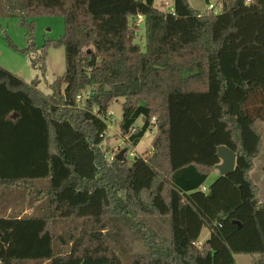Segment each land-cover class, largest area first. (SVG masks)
<instances>
[{"label": "trees", "instance_id": "16d2710c", "mask_svg": "<svg viewBox=\"0 0 264 264\" xmlns=\"http://www.w3.org/2000/svg\"><path fill=\"white\" fill-rule=\"evenodd\" d=\"M0 3L30 47L35 18L66 25L45 46L65 51L52 94L0 67V188L40 195L35 183H48L47 216L0 217V264H125V231L147 248L129 264H264V202L250 175L264 147V0H221L217 14L189 0L171 13L156 0ZM31 64L44 75L46 52ZM119 98L124 137L139 143L156 129L131 165L104 152ZM221 146L236 153L235 172L203 192Z\"/></svg>", "mask_w": 264, "mask_h": 264}, {"label": "rangeland", "instance_id": "374dc122", "mask_svg": "<svg viewBox=\"0 0 264 264\" xmlns=\"http://www.w3.org/2000/svg\"><path fill=\"white\" fill-rule=\"evenodd\" d=\"M190 6L205 14L209 12V6L216 7L214 13L221 8V0H189ZM156 7L162 12L171 13L173 9V0H156ZM139 21V31L136 43L140 45L141 49L145 51V26ZM35 29L33 33V43L30 47V34L26 26L22 24V19L17 15H7L3 12L0 3V67L10 71L18 78L30 84L32 81L39 79L40 84L38 89L46 94H52L51 86L55 83L58 77L64 75L66 70L65 51L63 48H56L53 45L45 46L48 43H57L65 34L66 25L63 17H39L33 20ZM46 52V71L43 75L39 70L32 67L31 58ZM125 100L119 98L116 100L109 110V118L107 120V134L106 142L104 144L105 157L112 162L113 154L128 149L127 162L131 165L137 157L150 153L152 149V142L156 136V129L149 130L143 139L134 146L129 137H124L120 132V123L123 117V104ZM264 142V122H257ZM138 127L142 126L139 121ZM251 177L260 188V200L264 202V147L261 154L255 159L254 168L251 171ZM219 172H214L208 179L207 185L216 181ZM35 190L40 192V195H34L33 189H7L0 188V217H30V216H47L48 215V199L45 195L48 189V183L39 182L34 185ZM38 206L40 211L35 210ZM154 224V223H151ZM156 224V223H155ZM161 227V225H156ZM69 227V226H68ZM61 226H58V231ZM163 231L165 228H162ZM128 237L124 238L128 254L125 264H129L132 254H140L146 252L142 241H135L133 235L128 231L124 234ZM210 237V231L204 229L201 235V241L204 242ZM237 264H252L253 257L248 255L236 256Z\"/></svg>", "mask_w": 264, "mask_h": 264}, {"label": "water", "instance_id": "95a60500", "mask_svg": "<svg viewBox=\"0 0 264 264\" xmlns=\"http://www.w3.org/2000/svg\"><path fill=\"white\" fill-rule=\"evenodd\" d=\"M145 119L142 121L144 122ZM137 142L134 146H137ZM128 153V149H124L115 156V160L121 163L127 161L125 155ZM217 157L220 159L221 163L215 167L216 171L219 172V176H226L233 174L237 165V155L231 149L221 146L218 148Z\"/></svg>", "mask_w": 264, "mask_h": 264}, {"label": "built area", "instance_id": "2783aa9c", "mask_svg": "<svg viewBox=\"0 0 264 264\" xmlns=\"http://www.w3.org/2000/svg\"><path fill=\"white\" fill-rule=\"evenodd\" d=\"M215 10H216V7H215V6H213V5H210V6H209V11H212V12H213V11H215ZM220 11H221V8H219V11H218L217 13H219ZM172 12H173V9H172ZM217 13H216V14H217ZM141 18H142V17H139V19H141ZM78 99H80V98H78ZM112 158H113V159H112L111 161L115 160V156H113ZM202 191H203V192H206L207 189L204 187V188H202ZM199 245L201 246V244H199Z\"/></svg>", "mask_w": 264, "mask_h": 264}, {"label": "crops", "instance_id": "0c3cea01", "mask_svg": "<svg viewBox=\"0 0 264 264\" xmlns=\"http://www.w3.org/2000/svg\"><path fill=\"white\" fill-rule=\"evenodd\" d=\"M140 20L144 23L143 18H141ZM137 21H138V20H137ZM138 25H140V24H139V21H138ZM210 185H211V184H209V185L206 184V185H205V188H208ZM37 207H38V206L36 205V206H35V210H36V211H37ZM38 211H39V210H38Z\"/></svg>", "mask_w": 264, "mask_h": 264}]
</instances>
